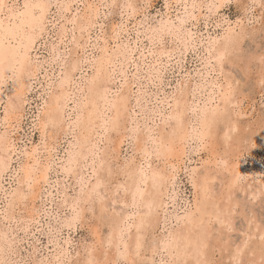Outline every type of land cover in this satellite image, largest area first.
Returning <instances> with one entry per match:
<instances>
[{
    "label": "snow or ice",
    "instance_id": "1",
    "mask_svg": "<svg viewBox=\"0 0 264 264\" xmlns=\"http://www.w3.org/2000/svg\"><path fill=\"white\" fill-rule=\"evenodd\" d=\"M233 7L237 9L235 13L237 19L234 21L230 19V13L221 16L224 10ZM257 10L259 16H256ZM153 12L155 15H152ZM172 13H175L174 19ZM101 20L104 22L101 23ZM134 20H138L139 23L128 29V24ZM201 21L205 28L215 21H220L216 23L217 29L227 25L224 36L220 37V40H226L227 43L224 49L216 54L217 63L223 64L225 60L235 57L234 63L245 73L254 67L255 57L250 54V49L257 40L255 29L257 23L260 25L258 29L260 46L264 49V0H250V2L249 0H99V3L83 5L71 3L69 0H23L22 4L19 0H0V89H5V85H8L5 90L12 93L7 104L4 105L3 120L0 121V127L4 129L0 132V176H5L12 170L9 153H15L18 148L14 136L19 124L25 121L24 105L27 92L31 91L30 85L38 80L41 74L47 77L49 65L53 67L59 65L61 69L58 77L47 82L46 102L33 117L32 129L40 128L41 144L36 145L31 151L25 147L21 153L29 160L28 165L20 170L25 173L24 183L27 184V191L15 189L10 194L6 192L4 196L6 203L0 202V211L5 216L9 212L15 214L18 206L21 203L26 204L30 196L38 197L47 204L44 193H47L50 187L55 188L56 191L50 193L53 196V206L45 207L42 212L34 214L33 219L29 221L37 226L44 220L48 221L47 247L51 255L39 260L29 256L20 261H0V264H80L79 260L72 258L71 239L64 237L65 229L68 230L70 237L73 230L80 228L86 229L93 235H100L101 229L104 228L110 230L107 246L102 239L100 245L94 246L88 252L89 259L85 264H223L222 260L216 259V253L217 250L224 251V233L229 236L228 264H264V188L260 190L259 196L254 194L244 199L236 196L238 190L244 187L247 177L237 170L238 164H233L229 150L232 145L229 144L221 153L220 146L213 142L212 128L218 115L217 111L213 110L209 117L206 105L203 112L197 115V119L192 120L181 107L182 86L178 89L179 97L173 94L175 113L168 115L164 120V134L150 129L147 138L142 139L141 126L137 124L135 128L128 130L126 122L121 120L117 106V115L109 116L104 120L100 144L94 143L90 135L95 126L93 110L98 108L95 97L101 91L107 92V80L115 79L116 65H119V75L125 82L120 86L121 93L127 84L126 74L133 62L136 64L134 77L138 78L141 72L135 52L129 60L132 41L127 35L128 32L133 30L136 32L135 51L140 52V56L147 59L145 52L139 47L140 38L143 36L147 54L156 61L146 65L147 74L144 76V79L155 86L157 80L163 79L165 57L168 61H172L177 56L182 58L186 53L199 51L203 47L201 42L205 41V35L197 28ZM109 24H111L110 34ZM69 25L71 28L68 27ZM97 26L99 32L96 33V43L93 44L91 34ZM77 30L81 34L79 39L76 37ZM69 32H71V40H69ZM45 33L49 34L51 48L48 49L46 58L37 56L34 59L30 51ZM85 33H89L86 42L83 39ZM125 38H128V44L123 43ZM169 41L175 46L170 51L166 50ZM207 43L209 48L205 57L208 61L206 67L211 68L213 46L217 45L219 40L209 39ZM245 44L248 45L247 49ZM90 48L94 56L91 61L87 60ZM70 59L72 62L69 65ZM89 63L92 65L91 76H88L85 70ZM126 64L128 69L125 68ZM176 64L179 67L180 60H177ZM259 65L261 68L259 83L264 90V53L259 56ZM69 67L71 73L67 71ZM77 70L87 77H82L80 84L76 85L78 97L69 91L75 79L72 73ZM243 79L241 75L237 83H242ZM41 83L45 82L41 81ZM132 90L135 92V85ZM195 91L193 90V98ZM236 91L237 89L229 84L227 90L222 93L224 101L230 102L235 97ZM121 99L126 106L131 97L121 96ZM70 104H75L73 112L76 119L72 121L71 116L68 117L71 121L68 132L72 134L74 143L68 151L66 162L57 164V157L54 154L57 148L56 141L59 140V133L63 128L64 110ZM137 104L143 106L139 98ZM172 107L173 105L169 103V108ZM133 112L138 117L141 115L135 109ZM191 112L196 114L197 110L191 109ZM160 118L161 114L155 110L145 111L143 115L146 124ZM168 127L172 128L170 134L167 132ZM256 127L259 128L258 133L252 131ZM122 128L135 134V146L142 154L138 168L134 167V160L126 159L121 165L118 160L113 162L109 159V156L115 153V144L121 137ZM78 130L87 131L89 135L84 136L82 140L77 139ZM247 131L252 132V135L245 134L240 137L241 151L254 150L257 145L253 140L264 135V108L261 109L258 123L249 122ZM50 136L54 138L51 147H49ZM105 140L106 146H104ZM125 140L131 143L132 137L124 135L119 143L123 145ZM88 145L91 147L87 148ZM42 146L50 154L48 165L43 171L39 166ZM76 147L81 151L75 152L73 149ZM260 147L264 148V145ZM86 149L92 157L89 183L85 184L81 178L79 192L70 199L65 195L59 206H56V197L59 196L61 188L59 181L52 183L50 171L59 167L66 177L71 178L79 168L81 158L87 162L89 155L86 154ZM191 151L219 153L216 164L217 167L223 168L225 175L222 185L227 189V199L222 198L221 203L217 205L213 221L220 226V234L206 230L198 234L194 241L190 237L175 233H169L167 237L159 240L152 238L159 224L158 217L161 210L164 211L167 222L169 205L165 201H174L171 192L165 197L164 190L170 182L174 184L180 161ZM153 157L165 167L153 168ZM211 159L210 155L209 161L204 163H209ZM97 161H99L98 166ZM204 173L206 169L203 167L199 171H193L192 181L193 186L207 197L210 187L207 175ZM17 174L19 175V172ZM202 174H204L203 180L200 179ZM121 175L133 180L134 190L127 182L117 183ZM93 178L95 183H91ZM261 179L264 180V176ZM149 184L151 192L148 191ZM41 185V190L37 193L36 187ZM113 185H115L114 191ZM66 188L67 183L65 190ZM121 192L124 193L123 200ZM109 193L112 195L109 196ZM129 193L130 205L127 202ZM117 203H121L119 212L115 209ZM141 207L146 208L147 211H139ZM130 208L136 211L125 216V210ZM190 208L189 204L184 209V216L177 217L178 222L183 220L188 224L193 223L195 214L189 211ZM35 215H39L40 219H36ZM137 218L138 223L133 224V220ZM245 221L249 229L247 232L242 227ZM253 224L256 226L255 235L251 232ZM133 227L136 231L134 242L131 237ZM237 231L245 239L232 249L231 239ZM117 232L120 242L123 243V250L120 243H117L116 254L110 259V248ZM126 232L129 234L128 242L124 243ZM236 239L239 240V237ZM149 251L151 258L148 256ZM191 257H194V262Z\"/></svg>",
    "mask_w": 264,
    "mask_h": 264
},
{
    "label": "rangeland",
    "instance_id": "2",
    "mask_svg": "<svg viewBox=\"0 0 264 264\" xmlns=\"http://www.w3.org/2000/svg\"><path fill=\"white\" fill-rule=\"evenodd\" d=\"M21 1L22 0H19V3ZM69 2L83 5L86 3H93V2L99 3V0H69ZM249 2H250V0H249ZM236 11H237V9L235 7H233L230 10H224L221 13V16L229 15V13H230L229 18L234 21L235 19H237L236 15H235ZM152 15H155V13L153 12ZM256 16H259V10L256 11ZM172 18L173 19L175 18V13H172ZM118 19H119V17L117 16V20ZM125 19H127V18H125ZM135 21L139 22L138 20L132 21L131 24H128V29H132L133 25H136ZM103 22L104 21L101 20V23H103ZM218 22H220V21L213 22L207 28H205L203 26L202 21L199 25H197L198 30L200 32L204 33L205 41H206V42L205 41L201 42L203 44V47H201L199 51H195V50L190 51V52L186 53L184 57L181 58V57L177 56L176 59H174L172 61H168L166 57L164 58L165 70L163 71V79L157 80L155 86L150 84L147 79H144V76L147 74L146 65L149 63H156V61L152 58V56L147 54V51L145 50L146 41H145L143 36H141V38H140L141 43H140L139 47H140L141 51L145 52V56L147 57V59L145 60L144 58H142L140 56V52L135 51L137 48L136 32H135V30L128 32L127 35L129 37H131V41H132L130 51H129V60L132 59V53L135 52L136 60L139 61L141 72L139 73L138 78L134 77V73L136 70V64H135V62H133L131 69L126 74L127 84L124 87L125 92L123 91V93H121L120 92V86L122 84H124L125 82H124V79H122L121 76L119 75V72H120L119 65L118 64L116 65L117 74H116L114 80H112V79L107 80V92L105 93L104 91H101L100 94H104V95H101L99 98H98V96L96 97V102L98 105V108L96 109L95 115H94L96 117V119L94 118V121L96 123H95L94 129L90 132V135H91L92 141L94 143L100 144L101 137L103 136V125H102L104 123L103 118H105V116H106L105 113L110 115V112L105 110V108L101 107V101H103L102 98H105V96H107L108 99L109 98L111 99V97H114L115 95H116L115 97H120L122 95L125 97H127V96L131 97V99L127 101L128 107L126 108V112H124L125 116L123 115V118L121 116V120L123 119L122 122L127 123L126 125L128 127L127 128L128 130L135 128L137 126V124H139L142 128L141 138L144 139V137L146 136V134H148L147 132L150 129L155 130L158 127L155 130V131H157L161 125L160 119H157L154 122L146 124L145 120L143 119V115H144L145 111L152 112L153 110H155V112L160 113L164 110L163 112H165V110L169 109L168 103H171L173 94H176V95H177V93L179 94L180 92L178 91V89H181V86H183V91H184L183 95L186 92L188 93V94H186V97H188V98L184 97V98H186V99H184L185 104H187L184 106H188L186 108L187 109L186 111H188L187 112L188 115L191 116V118H192L193 113L191 112V109H194V108L196 109L198 106L202 105V103L204 102V100L208 96L209 97L214 96V97H212L214 101L212 100L211 103H215L217 100V96H218L216 85L218 83H220V84L223 83L222 85H224V83L227 80L228 82H230V84L232 85L233 88L237 89L236 95L233 98L234 100L232 99L233 102L229 103V105H228V103H226L227 107L225 105V108H229L228 110L226 109V111H225L228 118L231 115L230 112L231 113L234 112V113H232L233 115L230 117L231 120H234L233 121L234 123H233L232 127L229 126L230 125L229 123L227 125V123L225 121H221L218 124H216L215 132L212 134V139H213V142L215 144L217 143V145L220 146L221 153H222V151H224V149L229 144L232 145L231 149H229V150L231 151V154H232L231 158L233 160V164L234 165L238 164L240 169L238 168L237 170H239V171L241 170L240 173L242 175H244L245 177H247V180L245 181V187L241 188L242 191H240V189H239L238 192L236 193V196L239 199H244L245 197H251L254 195V194L250 195L249 194L250 191L255 192V195L259 196L258 194H259L260 190L262 188H264V180L261 179V177L264 176V148L260 147V145H264V142L262 144V141L264 140L262 138H264L263 137L264 135L261 136L262 138L259 136L258 139L253 140V143H255L257 145V147L254 150L241 151V148H240V137L245 135V134L249 135V133H250V136L252 135L251 134L252 132L248 133V131H247V129L249 128V122H252L253 124L258 123L259 117L261 115V109L264 108V90H262V88H260L261 85L259 83L260 73H261V68L259 65V56L262 53H264V49H262L260 46V40H259V35H258V29H259L260 25L257 23L255 25V29L257 30V40L254 43L255 45L252 44L251 49H250V54L254 55V57H255V65L250 71L245 73L243 70L238 68L236 66V64L234 63L235 57H233L230 61L225 60V62L223 64H221L220 68H219V66H217L215 64V61L212 62V59H211L213 66H211V68L206 67L207 60H205L204 57L207 56V54H206L207 50H205L206 49L205 46H209V44L207 43V40H209V39L211 40V39L216 38V37L220 38V36L223 34V32H225V29L227 27V25H224L223 28L217 29L216 23H218ZM68 27L71 28V25H69ZM110 28H111V24H109V34H110ZM98 32H99V27L97 26L96 30L91 34L93 44L96 43L95 35ZM80 35L81 34H80L79 30H77L76 31L77 39L80 38ZM88 35H89V33L84 34L83 39L85 42L88 40ZM215 35H217V36H215ZM69 40H71V32H69ZM123 43L128 44L129 43L128 38H125L123 40ZM205 43H207V44L205 45ZM69 47H72V45H69ZM174 47L175 46L171 43V41H169L166 50L170 51ZM50 48H51V40L49 39V34L45 33L43 38H41L38 41V43L32 47V49L30 51V55L34 59L37 56H40L42 59L46 58L47 57V51ZM245 48L246 49L248 48L247 44H245ZM61 51H63V48H61ZM82 52H83V50L81 49V53ZM91 53H92V49L90 48L89 49V55L87 57V60H89V61L93 60V57H94ZM73 56H75V49H73ZM81 59H83V56L81 57ZM177 60H180V66L179 67H177V64H176ZM70 61H71V59L69 60V65L72 62V61L71 62ZM222 65H224V66H222ZM125 68L128 69L127 64L125 65ZM215 68H218V69H215ZM91 69H92L91 63L87 64L85 70L87 71L88 76H91V74H92ZM213 69H214V71H213ZM60 70L61 69H60L59 65H55L54 67L52 65H49L47 77L44 76L43 74H41L39 79L30 85L31 91L27 92L26 103L24 105L25 121H22L19 124L17 130L15 131V136H14V140L16 141L18 148H17L15 153H9L11 165H12V170L10 172H8L5 176H0V202L6 203V202H4V196H5L6 192L10 194L15 189H21L22 191H25V192L27 191L25 188H23L24 186L27 188V186L25 185L26 183H23V182L20 183L22 181L21 179L23 177V176H21L22 171H20V170L22 169V166L23 167L26 166L25 164L28 165L29 160L27 157L22 156L21 153L25 147H27V149L29 151H31V149L34 148L36 145L41 144L40 128L37 127L35 129H32V125L34 123L33 117L35 114L38 113V111L41 110L42 104L44 105L46 102L45 95L47 92V89H46L47 82H49L50 79H55L56 77H58L59 76L58 74H60L58 72ZM219 70H221V71H219ZM67 71L69 73H71V68H68ZM207 72H209V73H207ZM237 73H239V75ZM72 75L75 77V79H74L73 84H72L71 88L69 89V91L72 92L74 94V96L78 97L79 92L76 90V85L80 84L82 77L83 78H87V77H84V74L82 72H80L79 70H77L75 73H72ZM241 75L244 77V79H243L242 83L238 84L237 82L240 80ZM41 81H44L45 83L42 84ZM212 82H213V85H212ZM185 84L187 85V87L189 86L188 89L186 87L187 90L184 87V86H186ZM209 84L211 86H209ZM133 85H135V89H136L135 92H133V90H132ZM7 87H8V85H7ZM178 87H180V88H178ZM208 87H210V88H208ZM5 89H0V91L2 90L1 91V97L2 98L0 99V121L3 120V117H2L3 112H4L3 108H4V105L7 103V100H8L7 95L10 93V91L9 92L8 91L3 92ZM193 90H196L195 91V98H193ZM205 91H207V92H205ZM115 93H117V94H115ZM169 95L171 96V98H169ZM137 98H139L143 102L142 107L137 104ZM215 98H216V100H215ZM99 99H100V101H99ZM202 99H203V101H202ZM165 100H167V101H165ZM186 100L187 101L190 100L189 103L186 102ZM158 101H159V103H158ZM201 101H202V103H201ZM234 104H235V106H233ZM237 105H239L240 108ZM74 107H75V104H70L69 107L64 110L65 111V115L63 117L64 124H63L62 130L59 133V140L56 141L57 148H56V152L54 153L57 157V164H62V163L66 162L65 161V157H66L65 153L67 154L68 147L70 148L71 143L74 142L72 134L70 132H68L69 124L71 123V121H69L68 117L71 116L72 121H73V117H74L73 108ZM235 107H236V109H235ZM230 108H231V110H230ZM237 108L240 110L239 112H238ZM133 109H135L136 112H140L141 115L139 117L137 115H135V113L133 112ZM233 109H235V110H233ZM242 109H243V111H242ZM105 111H107V112H105ZM127 111H129V112H127ZM238 113H239V115H238ZM237 116H238V118H237ZM235 122H236V124H235ZM221 123H222V125H221ZM238 125H241V126L237 127ZM146 127H148V128L146 129ZM234 127L237 130L233 129ZM240 127L244 128V129H241ZM245 130H246V133H245ZM3 131H4V129L2 127H0V132H3ZM225 131H227V132H225ZM237 131H238V133H237ZM252 131L258 133L259 128L256 127ZM121 132H122L121 137L117 139L116 144H115V153L110 155L109 159H112L113 162L118 160L121 165H122V163L125 162L126 159L128 161L134 160L135 161L134 166L139 167V163H140L139 161L141 159L140 156H142V154L140 153L139 150H137L138 147L135 146L136 145V137L131 136L130 133H132V135H134V136H135V134L133 132H130V131H125V129H123V128H122ZM79 133H80V131L78 130L77 136L79 135ZM224 133L226 135H224ZM232 133H234V135ZM239 134H240V137H239ZM86 135H89V133L87 132ZM122 135H127V136L132 137V142H131L132 144L129 143L127 140H125L124 144L121 145L119 143V140L122 139ZM220 136H222V137H220ZM230 136L231 137L233 136V137L231 138ZM53 139L54 138L52 136L49 137V147H51V144L53 143ZM231 139L234 142L230 141ZM215 140H217V141L215 142ZM106 144H107V141L105 140L104 146H106ZM90 147H91V145L87 146V148H90ZM75 150H77V148H75ZM135 150H137V152H135ZM80 151H81V149H80ZM40 153H41L40 164H42L40 166V168L42 166H43L42 168H45V167H47L48 162L50 160V154L44 150L43 146L40 149ZM86 154H88L87 149H86ZM88 155H89V158H88L87 162H85L83 160V158H81L80 166L76 170V173L71 178L66 177L65 174L62 172V169L59 167H55L53 170L50 171L49 175H50V179H51L52 183L55 184L57 181H59L60 188H61L59 196L56 197V206H59L61 199L65 195H67L68 198L70 199L72 196L76 195L79 192V190H80L79 181L81 178H83L85 184L89 183L88 178L91 176V173H92V170H91V168H92V166H91L92 157L90 154H88ZM210 155H211L212 159L210 160V162L208 164H205L204 163L205 161H209L208 159H209ZM218 155H219V153L209 154V153H199V152L191 151L188 156H185L186 158L184 157L181 160V162L178 165V171L176 173V178H175L174 184L170 182L168 184V187H167L168 193L171 192L172 196L174 197V201L173 200H166L165 201L169 205L167 216H169L170 214H173L174 212L175 213L178 212L180 214L182 212L181 209H184L183 207L186 205L185 203H187V202L191 203L192 202V199H193L192 197L194 196V194H192V193H194L193 190L194 191L196 190L195 191L196 195H198L200 193L198 191L197 187L193 188V185L191 184L192 180H191L190 175H192L191 173L193 171H199L202 167L204 169H206V171H210V172L218 170L217 175L213 179L210 180L211 190L209 193L212 195H216L217 198H221V199L223 198L225 200L227 199V193L225 191L226 188H224L223 185H222V187L218 185V183L220 185L222 184L221 179H223L224 178L223 175H225L224 171H222L223 168L217 167L216 158ZM236 160L237 161L239 160L240 162L238 163V162H236ZM98 163L99 162H97V164ZM162 165H163L162 162L155 161V157H153V163H152L153 167H156V166L157 167L159 166L160 168L165 167L164 165L163 166ZM193 166H194V168L197 167V169L198 168L199 169L194 170ZM18 167L21 169L19 170ZM16 172L17 173L19 172V175ZM219 174H220V176H219ZM106 175H107V173L105 171V176ZM124 180L125 179L121 175L119 177L117 183L122 182ZM93 181H94V178L91 180V182L93 183ZM66 183H67V188L65 190V184ZM250 183H251V185H250ZM246 185H247V189H246ZM41 187H42V185L36 187L37 193L40 192ZM248 187H249V189H248ZM220 189H221V191H220ZM222 189H224V190H222ZM258 189H259V191H253V190H258ZM114 190H115V185H113V191ZM55 191H56L55 188L50 187L49 191L47 193H44V196L47 200V204H45L44 201L39 200L38 197L30 196L26 204L21 203L18 206L15 214L9 212L8 215L5 216L3 214V212L0 211V230L4 235V240H3L4 243L2 242L3 248H2L1 255H0V261H9V262L20 261L21 259L28 258L29 256H31V258L34 260H39V259H42L44 257L51 255L49 253L48 247H47V245H48V235H47L48 221L47 220L42 221L39 226H37L35 223H29V221H31L33 219L34 214H36L38 212H42L45 207H52L53 206V204H52L53 196L50 195V193H53ZM223 191H224V194H223ZM219 193L221 196H219ZM111 195H112V193H109V196H111ZM122 195H123V192H121V199H122ZM165 197H167V196H165ZM209 198L211 199L210 196H209ZM221 199H218L219 202L221 201ZM110 207H111V205H110ZM115 209L117 212H119L121 209V203H117L115 205ZM130 209H128V210H130ZM163 212L164 211L161 210L159 213V215H160L158 217L159 218V224L155 228V232L153 235V238H155V239H157V237H160L162 234L163 235L166 234L170 228L174 229L175 227H177V223H176V221H174L175 219L173 217H172V219H174V220H172L171 218L170 219L167 218V222L165 221V215H164L165 213H163ZM89 215H90V213H89ZM35 218L40 219V216L35 215ZM213 219L214 218L211 217V219L208 221V226L211 225V227L209 228V231L212 232L217 228L214 232H216L217 234H220V232H218L219 231L218 229L220 228V226H218L214 223L213 224L211 223L214 221ZM213 225H214V227H213ZM239 226L240 225L238 223V227ZM246 226H247V224L245 221V222H243L242 227H243L244 231L247 232L249 229H247L248 226L247 227ZM38 227H39V230H38ZM252 228H253V230L251 229V232L254 230L256 231L255 224L252 226ZM211 229H212V231H211ZM108 231H110V230L104 228V229H101L100 235H93L92 233H90L86 229L80 228V229L73 230L71 233V236L69 237L68 230L65 229L64 237L70 238L72 241V258L77 259L80 262L85 261L83 259H86V257L88 256V254L86 253L88 251V247L90 246V249H89V251H90L94 246L100 245L102 239L103 240L105 239L104 244H105V246H107V240L106 239L108 236ZM132 231H133V229H132ZM125 234L127 236L129 235L128 233H125ZM255 234L256 233L254 232L253 235H255ZM126 235L124 237L125 238L124 240L127 241L128 237H126ZM223 235H224V245H223L224 251L219 253V251L217 250L216 259L221 260L223 258L222 259L223 264H228L229 256H230L229 255L230 252H229V248H228L229 236L227 233H224ZM236 237H239V240H237ZM243 238L245 239L244 236L240 235L239 231L235 232L232 236L233 240L231 239V244H232L231 248L232 249L235 248L234 246H236V244L238 242L239 243H240V241L242 242ZM235 242H236V244H234ZM114 243H115V241H113L111 248H110V256H109L110 259L113 258L116 254V247L114 246ZM65 247H67V245H65ZM120 247L122 250L121 244H120ZM85 250H86V252H85ZM225 250L228 252H226ZM149 253H148V256L150 255L149 257L151 258V252H149ZM95 254L96 253H93V255H95ZM225 255H227V257H224ZM218 257H220V258H218ZM156 259L158 261L159 257L157 256ZM192 259L194 262V257Z\"/></svg>",
    "mask_w": 264,
    "mask_h": 264
},
{
    "label": "bare ground",
    "instance_id": "3",
    "mask_svg": "<svg viewBox=\"0 0 264 264\" xmlns=\"http://www.w3.org/2000/svg\"><path fill=\"white\" fill-rule=\"evenodd\" d=\"M21 4L23 3V0L20 2ZM139 22H137V21H135V24H138ZM227 28V27H226ZM223 32V31H222ZM221 32V33H222ZM224 33L225 32H223V34L220 36V37H223L224 36ZM220 34V33H219ZM215 36H217V35H215ZM219 36V35H218ZM214 37V36H213ZM210 38V37H209ZM211 40H213V41H217V40H219V43L217 44V45H214L213 46V48H214V54H213V56L210 58V59H212V62L213 61H215V64L217 65V66H219V68H220V66H221V64L220 63H217L216 62V59H215V56H216V54H218L219 53V51H222L223 49H224V46L226 45V43H227V41L226 40H220V38H213V39H211ZM206 42V41H205ZM207 43H205V45H206ZM255 45V44H254ZM205 50H207L208 48H209V46H205ZM204 50V49H203ZM256 51V50H255ZM206 52V51H205ZM207 54V53H206ZM93 59H94V57H93ZM204 59H205V57H204ZM231 59H229V61H230ZM71 62V61H70ZM207 63H208V61H207ZM213 66V65H212ZM222 66H224V65H222ZM216 67V66H215ZM227 67V66H226ZM70 68V67H69ZM91 68V67H90ZM222 68V67H221ZM239 68V67H238ZM207 69V68H206ZM205 69V70H206ZM215 69H218V68H215ZM92 70V69H91ZM210 70V69H209ZM61 71V70H60ZM60 71L58 72V73H60ZM208 71V70H207ZM213 71H214V69H213ZM219 71H221V70H219ZM206 72V71H205ZM234 72V71H233ZM207 73H209V72H207ZM223 73V72H222ZM225 74V73H224ZM59 75V74H58ZM223 75V74H222ZM219 77V76H218ZM210 80V79H209ZM220 80V79H219ZM212 81V80H211ZM220 82V81H219ZM222 82V81H221ZM183 83V82H182ZM209 83V82H208ZM207 83V84H208ZM181 84V83H180ZM223 84V83H222ZM222 84H220V83H218L216 86V88H217V92H218V96H217V100H216V98H215V100H216V102L215 103H211V101L213 100V98L212 97H214V96H212V97H209L208 95V97L204 100V102L202 103V101H203V99H202V101H201V103H202V105H200V106H198L197 108H196V110H197V113L196 114H193L192 115V120H196L197 119V115L199 114V113H201V112H203V110L205 109V106L207 105V109H208V114H209V117H211V114H212V111L213 110H215V111H217V113H218V115H217V117H216V121H215V123H214V125H213V128H212V134L215 132V128H216V124H218L219 122H221V121H225L226 123H227V125H228V123L230 124L229 126H233V121L234 120H231L230 119V117L233 115L232 113H234V112H230V116H229V118L227 117V115H226V113H225V111H226V109L228 110L229 108H225V105H226V102L224 101V99H223V95H222V93L223 92H225L226 90H227V87H228V85L230 84V82H228L227 80H226V82L224 83V85H222ZM256 84V83H255ZM183 85V84H182ZM186 85V84H185ZM212 85H213V82H212ZM245 85V84H244ZM206 86V85H205ZM209 86H211L210 84H209ZM182 87V86H181ZM185 87V89H186V87H187V85L186 86H184ZM189 87V86H188ZM188 87H187V89H188ZM5 88H7V85H5ZM178 88H180V87H178ZM208 88H210V87H208ZM261 88V87H260ZM125 89V88H124ZM174 89V88H173ZM177 89V88H176ZM186 89V90H187ZM205 90V89H204ZM2 91V90H1ZM1 91H0V99L2 98L1 97ZM6 90H4L3 92H5ZM212 91V90H211ZM9 92V91H8ZM125 92V91H124ZM184 92V91H183ZM186 92V91H185ZM205 92H207V91H205ZM176 93V92H175ZM5 94V93H4ZM7 94V93H6ZM115 94H117V93H115ZM173 94V93H172ZM186 94H188L187 92L182 96V99H181V107H182V110H184L186 113L188 112V111H186L187 109V107H185L184 105H187V104H185V100L184 99H186V98H188V97H186ZM209 94V93H208ZM12 95V93L10 92L7 96H8V99H9V97ZM101 95H104V94H99L98 95V98L101 96ZM171 95V94H170ZM169 95V98H171V96ZM116 96V95H115ZM111 97V99L109 98L108 99V97L107 96H105V98H102V100L103 101H101V107L102 108H105V110H107L108 112H110V115L109 114H107V113H105L106 114V116H105V118H103V122H104V120L106 119V118H108L109 116H111V117H115L116 115H117V106H118V110H119V113H120V117L122 116V118H123V115L125 116V114H124V112H126V108L128 107L127 106V104H126V106H125V104H124V102L122 101V99H121V96L120 97ZM123 96V95H122ZM177 97H179L180 96V93L178 94L177 93V95H176ZM97 97V96H96ZM96 97H95V101H96ZM107 97V98H106ZM123 97H125V96H123ZM128 97V96H127ZM173 97V96H172ZM184 97H186V98H184ZM168 99V98H167ZM44 100V99H43ZM46 100V99H45ZM234 100V99H233ZM233 100H231L230 102H228V105H229V103H232L233 102ZM8 101V100H7ZM99 101H100V99H99ZM165 101H167V100H165ZM190 101V100H189ZM189 101H187L186 100V102H188L189 103ZM214 101V100H213ZM45 102V101H44ZM169 102V101H168ZM167 102V103H168ZM43 103V102H42ZM97 103V102H96ZM166 103V102H165ZM7 104V103H6ZM169 104V103H168ZM171 104L173 105V107L170 109H167V110H165V112H160V114H161V118H160V122H161V125H160V128L157 130V132L159 133V134H164V129H165V123H164V120H166L167 119V116L168 115H171V114H174L175 113V100L174 99H172V101H171ZM240 104V103H239ZM43 105V104H42ZM198 105V104H197ZM241 105V104H240ZM165 106V105H164ZM233 106H235V104L233 105ZM237 106H239V105H237ZM226 107H227V105H226ZM232 107V106H231ZM166 108V107H165ZM191 108V107H190ZM194 108V107H193ZM239 108H240V106H239ZM4 109V108H3ZM97 109V108H96ZM96 109H94L93 111L95 112L96 111ZM129 109V108H128ZM195 109V108H194ZM235 109H236V107H235ZM235 109H233V110H235ZM230 110H231V108H230ZM237 110H238V112L240 111L238 108H237ZM107 111H105V112H107ZM242 111H243V109H242ZM241 111V112H242ZM127 112H129V111H127ZM229 113V112H228ZM98 114V113H97ZM245 114V113H244ZM87 115V114H86ZM128 115V114H127ZM187 115H188V113H187ZM238 115H239V113H238ZM241 115V114H240ZM3 117V116H2ZM128 117V116H127ZM191 117V116H190ZM96 119V117L94 116L93 117V119ZM237 118H238V116H237ZM76 119V115H75V113H74V117H73V121ZM122 121H123V119H122ZM129 122V121H128ZM231 122V123H230ZM96 123V122H95ZM104 124V123H103ZM102 124V125H103ZM127 124V123H126ZM235 124H236V122H235ZM240 124V123H239ZM157 125V124H156ZM159 125V124H158ZM221 125H222V123H221ZM235 126V125H234ZM239 126H241V125H238L237 127H239ZM220 127V126H219ZM228 127V126H227ZM236 127V126H235ZM235 127L233 128V129H235ZM128 128V127H127ZM148 127H146V129H147ZM158 128V127H157ZM156 128V129H157ZM241 128V127H240ZM155 129V130H156ZM241 129H244V128H241ZM235 130H237V129H235ZM80 131V133H79V135L77 136V139H83V137L86 135V133H87V131H84V132H81V130H79ZM218 131V130H217ZM233 131V130H232ZM131 132V131H130ZM129 132V133H130ZM149 132V131H148ZM147 132V133H148ZM167 132L170 134L171 132H172V128L171 127H168V129H167ZM224 132V131H223ZM225 132H227V131H225ZM244 132V131H243ZM217 133V132H216ZM237 133H238V131H237ZM236 133V134H237ZM240 133V132H239ZM245 133H246V130H245ZM249 133V132H248ZM131 134V136H133V137H135L134 135H132V133H130ZM233 135H234V133H232ZM231 134V135H232ZM252 134V133H251ZM128 135V134H127ZM147 135L148 134H146V136L144 137V139H146L147 138ZM216 135V134H215ZM218 135V134H217ZM224 135H226L225 133H224ZM223 135V136H224ZM249 135H250V133H249ZM261 136H263V135H261ZM260 136V137H261ZM123 137H124V135H122V139H123ZM214 137V136H213ZM220 137H222V136H220ZM225 137V136H224ZM231 137V136H230ZM233 137V136H232ZM231 137V138H232ZM237 137V136H236ZM239 137H240V134H239ZM264 137V136H263ZM217 138V137H216ZM262 138V137H261ZM221 139V138H220ZM262 139H264V138H262ZM134 140V139H133ZM219 140V139H218ZM217 140H215V142H216ZM230 141H233L232 139L230 140ZM262 141V140H261ZM71 142V141H70ZM234 142V141H233ZM263 142H264V140L262 141V144H263ZM74 143V142H73ZM73 143H71V146H70V148L68 147V149H67V154H68V151H69V149H71L72 148V146H73ZM231 143V142H230ZM70 144V143H69ZM132 144V143H131ZM217 144V143H216ZM227 144V143H226ZM134 147V146H133ZM77 148V150H75V149H73L75 152H80V148L79 147H76ZM137 150H139V149H137ZM137 150H135V152H137ZM181 151H183V149L181 148ZM223 152V151H222ZM67 154L65 153V155H66V157H65V161H66V158H67ZM140 155V154H139ZM188 156V155H187ZM141 158H142V156H140ZM186 158V157H185ZM239 159V158H238ZM125 160V159H124ZM209 160V159H208ZM243 160V159H242ZM92 161V160H91ZM26 162V161H25ZM29 162V161H28ZM97 162H99V161H97ZM124 162V161H123ZM138 162V161H137ZM140 162V161H139ZM181 162V161H180ZM236 162H240L239 160L237 161L236 160ZM235 162V163H236ZM124 163H122V165H123ZM208 164V163H207ZM26 166H27V164H25ZM42 164H40L39 166H41ZM99 165V163L97 164V166ZM154 165V164H153ZM164 165V164H163ZM162 165V166H163ZM25 166V167H26ZM91 166H92V164H91ZM147 166V165H146ZM155 166V165H154ZM165 166V165H164ZM209 166V165H208ZM43 167V166H42ZM41 167V168H42ZM134 167H136V166H134ZM153 167V166H152ZM157 167V166H156ZM156 167H153V168H156ZM159 167V166H158ZM19 168V167H18ZM24 167L22 166V169H23ZM136 168H138V167H136ZM160 168V167H159ZM164 168V167H163ZM163 168H161V169H163ZM193 168H194V166H193ZM21 168H19V170H20ZM43 169L44 168H42L41 169V171H43ZM197 169V167L196 168H194V170H196ZM199 169V168H198ZM197 169V170H198ZM240 169V168H239ZM91 170H92V168H91ZM18 171V170H17ZM191 171V170H190ZM189 171V172H190ZM223 171V170H222ZM239 171V170H238ZM241 171V170H240ZM217 172H218V170H215V171H212V172H210V171H206V173H204V174H206L207 175V179H208V184H209V187H210V190H211V184H210V180L211 179H213L216 175H217ZM17 173V172H16ZM193 173V172H192ZM191 173V174H192ZM204 174H202V176L200 177V179L201 180H203V178H204ZM225 174V173H224ZM21 176H23L22 177V181L20 182V183H24V180H25V173L22 171V175ZM123 176V178L125 179L124 181H122V182H127L128 183V185L130 186V188L132 189V190H134V188H135V184H134V182H133V180L132 179H129V178H127V177H125L124 175H122ZM219 176H220V174H219ZM224 176V175H223ZM188 177V176H187ZM190 177H191V180H192V175H190ZM222 177V176H221ZM216 179V178H215ZM221 180H223V179H221ZM220 180V181H221ZM92 183V182H91ZM93 183H95V178H94V181H93ZM221 183V182H220ZM190 184V183H189ZM191 184L193 185V181H191ZM26 186H27V184H25ZM218 185L219 186H221L222 187V184L220 185L219 183H218ZM250 185H251V183H250ZM257 185V184H256ZM259 185V184H258ZM24 186V185H23ZM167 187H168V185H167ZM166 187V189L164 190V195L165 196H167L168 195V188ZM244 187H245V184H244ZM258 187V186H257ZM23 188H25L26 190H27V188L24 186ZM193 188H196V187H194L193 186ZM217 188V187H216ZM245 189V188H244ZM246 189H247V185H246ZM248 189H249V187H248ZM251 189V188H250ZM21 190V189H20ZM222 190H224V189H222ZM252 190V189H251ZM148 191L149 192H151L152 191V189H151V186H150V184H149V188H148ZM196 191V190H195ZM195 191L193 190V192L194 193H192V194H194V196L192 197L193 199H192V202L191 203H188L187 201V203H185L186 205L183 207L184 209L185 208H187L188 207V205L190 204L191 205V208L189 209V211L190 212H192V213H194L195 214V219H194V221H193V223H191V224H188V223H186L185 221H183V220H181V221H177V217L178 216H184V209H181L182 210V212L179 214L178 212H174L173 214H170L169 216H167V218H171L172 219V217L175 219H172V220H174V221H176V223H177V227H175L174 229H172V228H168L169 230H168V232L166 233V234H162L160 237H157V239L159 240V239H162V238H164V237H167L168 236V234L169 233H175V234H180V235H182V236H184V237H190L193 241L195 240V238H196V236L198 235V234H200V233H202V232H204V231H209V228L211 227V225L210 226H208V221L211 219V217H215V214H216V212H217V205L218 204H220V202H219V200L218 199H221V198H217L216 197V195H212V194H208V196L206 197L205 195H204V193L203 192H200L198 195H196L195 194ZM220 191H221V189H220ZM225 191H226V193H227V189H225ZM240 191H242V189H240ZM253 191H259V189L258 190H253ZM198 192V191H197ZM258 193V192H257ZM223 194H224V191H223ZM244 194V193H243ZM249 194L250 195H252V194H255V192H249ZM259 195V194H258ZM209 196L211 197V199L209 198ZM219 196H221L220 195V193H219ZM224 196V195H223ZM123 198H124V193H123V195H122V200H123ZM225 200V199H224ZM189 201V200H188ZM127 202L129 203V205L131 204V194L129 193L128 195H127ZM136 210H134V209H130V210H126L125 212H124V215L125 216H128V215H131V214H133L134 212H135ZM139 211H141V212H144V211H147V209L146 208H143V207H141L140 209H139ZM163 211V210H162ZM173 212V211H172ZM164 213V212H163ZM165 215V214H164ZM160 216V215H159ZM159 219V218H158ZM214 220V219H213ZM135 223H138V218L137 219H134L133 220V224H135ZM210 223V222H209ZM212 224H213V222H211ZM163 224V223H162ZM175 224V223H174ZM246 224H247V222H246ZM254 225V224H253ZM170 226V225H169ZM216 226V225H215ZM219 226V225H218ZM217 226V227H218ZM247 226H248V224H247ZM246 226V227H247ZM213 227H214V225H213ZM245 228V227H244ZM133 229V233L131 234V237H132V240H133V242H134V240H135V235H136V231H135V227H133L132 228ZM213 229V228H212ZM212 229H211V231H212ZM217 229V228H216ZM215 229V230H216ZM220 229V228H219ZM218 229V230H219ZM248 229V228H247ZM214 230V229H213ZM214 230V231H215ZM217 230V231H218ZM252 230H253V228H252ZM218 232H220V231H218ZM253 233L252 234H254V232L256 233V231L254 230V231H252ZM108 233H109V231H108ZM127 233V232H126ZM126 235V234H125ZM156 235V234H155ZM126 237H128L127 235H126ZM153 238V237H152ZM100 239V238H99ZM125 239V238H124ZM244 239V238H243ZM3 240H4V235H3V233L1 232V230H0V255H1V252H2V248H3V244H2V242H3ZM105 240V239H104ZM103 240V241H104ZM107 240V239H106ZM233 240V239H232ZM98 241V240H97ZM115 241V243H114V246L116 247V244L117 243H120L121 245H122V250H123V243H121L120 242V239H119V233L117 232V235H116V239L114 240ZM226 241V240H225ZM235 241V240H234ZM126 242H128V240L126 241V240H124V243H126ZM228 242V241H227ZM233 242V241H232ZM241 242V241H240ZM4 243V242H3ZM239 243V242H238ZM234 244H236V242L234 243ZM232 245V244H231ZM234 247H236V246H234ZM89 249H90V246L88 247V251H89ZM234 249V248H233ZM88 251L86 252V250H85V252L88 254ZM181 251H182V249H181ZM219 251V250H218ZM226 251V250H225ZM150 252V251H149ZM226 252H228V251H226ZM219 253H221L220 251H219ZM150 254V253H149ZM96 255V254H95ZM230 255V254H229ZM87 256V255H86ZM150 256V255H149ZM224 257H227V255H225ZM150 258V257H149ZM193 258V257H192ZM191 258V259H192ZM218 258H220V257H218ZM229 258H230V256H229ZM87 259H89V255L86 257V259H83V260H85V261H82V262H80V264H85V262L87 261ZM223 259V258H222ZM221 259V260H222ZM226 259V258H225ZM257 259H259V257L257 256ZM220 260V259H219ZM226 263V262H225Z\"/></svg>",
    "mask_w": 264,
    "mask_h": 264
}]
</instances>
